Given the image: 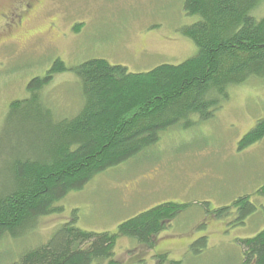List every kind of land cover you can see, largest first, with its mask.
<instances>
[{"label": "rangeland", "instance_id": "rangeland-1", "mask_svg": "<svg viewBox=\"0 0 264 264\" xmlns=\"http://www.w3.org/2000/svg\"><path fill=\"white\" fill-rule=\"evenodd\" d=\"M185 2L41 0L29 7L30 0H0V188L12 179L14 164L33 153L32 128L10 111L29 97V83L45 77L56 60L74 68L103 59L136 74L184 63L198 51L184 31L199 21L186 13ZM20 15L25 20L18 28L14 20ZM253 15L264 18V1ZM42 96L59 117L75 116L83 103L74 72L57 75ZM262 118L264 81L233 88L212 121L169 130L155 150L70 194L58 204L63 212L41 218L25 239L0 241V264L44 244L63 224L115 233L125 221L166 201L188 208L153 249L121 238L115 250L118 264H158L157 256L164 253L184 264H241L237 241L264 228V196L258 194L264 187V140L243 152L239 144ZM245 196L256 209L240 216L231 210L217 218L219 208ZM203 237L208 249L196 255L192 244Z\"/></svg>", "mask_w": 264, "mask_h": 264}, {"label": "trees", "instance_id": "trees-1", "mask_svg": "<svg viewBox=\"0 0 264 264\" xmlns=\"http://www.w3.org/2000/svg\"><path fill=\"white\" fill-rule=\"evenodd\" d=\"M263 1L186 0V13L199 21L186 28L184 36L198 51L180 65L136 74L103 59L74 68L56 60L45 77L34 78L27 87L29 97L10 109L32 128L33 153L14 164L12 179L0 188V241L25 239L41 218L62 213L58 204L70 194L155 150L169 130L212 121L233 88L264 81V18L253 15ZM67 72L77 75L83 103L75 116L59 117L42 94L57 75ZM263 140L264 118L240 141L239 151ZM258 194L264 196V187ZM187 208L171 201L155 204L115 233L89 232L66 223L11 264H118L115 250L121 238L153 249ZM253 209L245 196L219 208L216 217H226L231 210L240 216ZM244 220L237 222L245 224ZM207 240L192 244L196 255L208 249ZM237 242L243 250L241 264H264V228ZM157 260L184 264L169 260L166 253Z\"/></svg>", "mask_w": 264, "mask_h": 264}, {"label": "flooded vegetation", "instance_id": "flooded-vegetation-1", "mask_svg": "<svg viewBox=\"0 0 264 264\" xmlns=\"http://www.w3.org/2000/svg\"><path fill=\"white\" fill-rule=\"evenodd\" d=\"M30 1H31V4L29 5V7H33V4L34 3L38 4V3L41 2V0H30ZM3 18L6 19L8 17H6L5 15H3ZM11 18H13V17H9V19H11ZM24 20H25V18L24 17L21 18V15H20V16H18V17L15 18L14 22L15 21H19V25L17 26L19 28V27H21L23 25Z\"/></svg>", "mask_w": 264, "mask_h": 264}]
</instances>
